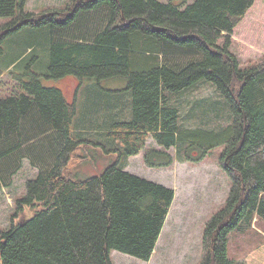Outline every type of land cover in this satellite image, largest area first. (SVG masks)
Here are the masks:
<instances>
[{"label":"trees","instance_id":"trees-1","mask_svg":"<svg viewBox=\"0 0 264 264\" xmlns=\"http://www.w3.org/2000/svg\"><path fill=\"white\" fill-rule=\"evenodd\" d=\"M26 4L0 0V17L10 18L0 25V54L26 31L30 50L45 47L49 60L42 74L21 65L24 72L13 74L20 80L0 97V178L7 184L25 158L38 173L15 199L11 226L0 229V264H114L113 250L151 260L175 190L125 169L149 138L159 148L146 149L145 162L159 168L173 163L171 148L180 161L199 162L224 146L220 165L230 191L205 224L197 264H264V243L243 261L228 254L241 222L264 220V57L242 66L233 50L236 31L259 43L247 24L263 20L264 0H70L41 12ZM69 75L77 87L86 78H119L127 86L111 99L101 95L76 125V91L70 100L57 83ZM203 80L228 101L227 126L208 125V111L195 105L190 124L181 126L183 92ZM95 134L118 157L80 178L76 166Z\"/></svg>","mask_w":264,"mask_h":264},{"label":"rangeland","instance_id":"rangeland-1","mask_svg":"<svg viewBox=\"0 0 264 264\" xmlns=\"http://www.w3.org/2000/svg\"><path fill=\"white\" fill-rule=\"evenodd\" d=\"M70 0H27L26 9L33 12H41L48 8H64ZM166 2L168 0H161ZM184 5L193 0H175ZM256 17L262 16V10L254 13ZM262 21L247 24L249 36L258 38L259 43L250 38H243L239 32H234L233 50L239 56L242 66L256 64L264 57V18ZM10 18L0 17V25H3ZM47 28V27H46ZM36 29V28H35ZM38 31V32H37ZM47 32V29L33 30L34 33ZM14 37V36H11ZM11 38L3 45L5 53L0 54V89L14 88L19 77L14 75L22 74L21 65H27L33 72L39 74L47 70L49 55L45 47L35 46L34 51H27L24 47L20 56L22 61H18L20 66L12 67L11 71H5L11 57ZM47 84H55V81L44 79ZM65 91L70 100L74 98L75 91L77 97L78 112L76 115V125L80 124L81 118L85 116V108L90 111L93 107H98L101 103V95L110 97L116 90H121L127 86V80L115 78L98 82L96 78H86L82 85L78 86V79L69 75L57 82ZM201 83V84H200ZM200 84V85H199ZM198 87L186 90L187 104H183V119L181 126H188L190 120L187 117L192 109L201 107V110L208 111L207 124L210 126H227L232 122L230 105L217 87L210 81L203 80L198 83ZM77 88V89H76ZM193 91V92H192ZM192 92V93H190ZM5 93V91L0 92ZM189 93V94H187ZM198 103V104H196ZM195 105V107H194ZM210 106V108H209ZM89 112H87L88 115ZM197 113V114H198ZM205 115V114H204ZM187 117V118H186ZM99 119V123L102 122ZM191 122L195 124L196 119ZM185 123V124H184ZM184 124V125H183ZM192 125V124H191ZM215 128V127H214ZM217 127L216 129H220ZM95 132V131H94ZM93 132V133H94ZM92 142L87 144L81 155L84 156L83 163L76 166V172L80 178H86L98 174L104 170L111 162L116 161L118 151L115 147L107 144L103 135H91ZM105 140V141H104ZM121 145V144H120ZM150 147H158L156 142L149 138L145 149L139 154L129 157L126 169L139 176L173 186L176 197L171 206L166 226L152 255L151 260L146 261L131 256L118 250L112 251L114 264H197L203 253V233L206 222L224 204L229 191L231 181L227 173L220 165V154L224 146H218L199 162H182L177 158L176 149L169 151L174 157L173 163L168 167H150L145 162V151ZM30 171L24 170L17 180H23ZM24 213H22L23 215ZM7 215H1L0 219L6 220ZM12 217V216H11ZM22 218V217H21ZM20 219V217H19ZM18 219V220H19ZM11 222V219H10ZM2 227L7 223L2 222ZM264 243V220L255 217L253 222L244 221L229 235L228 254L235 260L243 261L255 248Z\"/></svg>","mask_w":264,"mask_h":264},{"label":"crops","instance_id":"crops-1","mask_svg":"<svg viewBox=\"0 0 264 264\" xmlns=\"http://www.w3.org/2000/svg\"><path fill=\"white\" fill-rule=\"evenodd\" d=\"M15 37H13V40H14V43L11 44V47H12V51H11V57L12 59H9V63L7 64V68L5 69V71H11L12 67H17V65L11 63L13 58L14 57H18L21 55V53L23 52V48L26 46L28 47L27 51L30 50L29 48V36L28 34L26 33V31H23V32H20V33H17L16 35H14ZM20 43V44H18ZM5 53V49H4V52L3 54ZM2 72L0 74V76H2ZM10 88H1L0 89V92H3L5 91V93H1L0 94V97L8 94L10 92ZM67 96V95H66ZM68 98V96H67ZM69 99V98H68ZM129 160V158H128ZM127 165H128V161H127ZM127 167V166H126ZM126 169V168H125ZM24 170L26 171H30L29 174L25 175V176H28L26 177L25 179L23 180H17L16 178L19 177L21 175L22 172H24ZM127 170V169H126ZM38 173V168L36 167H33L30 162H29V159L28 158H25L23 160V163H22V169L14 174L12 176V178L8 181L7 184H5V182H3L0 178V216L1 215H7L6 216V220H3V219H0V229H7L11 226V222H10V219H11V216L12 214L15 212L16 210V205H15V199L18 198V197H21L24 195V193L26 192V183L27 181L30 179V178H33L36 176V174ZM135 174V173H134ZM159 183V182H158ZM163 184V183H161ZM165 185V184H164ZM167 186V185H166ZM168 187H171L173 188V186L169 185ZM175 197H176V192H175ZM174 201H175V198H174ZM174 203V202H173ZM173 205V204H172ZM170 212V211H169ZM169 216V214H168ZM167 220H168V217H167ZM167 220L165 222V225L164 227L166 226V223H167ZM2 222H5L7 223L6 226L2 227ZM164 229V228H163ZM161 237V236H160ZM160 239V238H159Z\"/></svg>","mask_w":264,"mask_h":264}]
</instances>
